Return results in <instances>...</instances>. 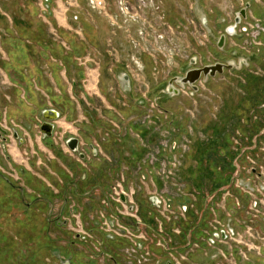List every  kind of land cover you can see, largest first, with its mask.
Segmentation results:
<instances>
[{
	"label": "rangeland",
	"instance_id": "1",
	"mask_svg": "<svg viewBox=\"0 0 264 264\" xmlns=\"http://www.w3.org/2000/svg\"><path fill=\"white\" fill-rule=\"evenodd\" d=\"M21 1L0 0V16L28 12ZM55 1L40 7V15L53 13ZM58 1L63 2L60 13L73 21L79 12L76 0ZM145 1L141 14L148 24L135 39L141 44L138 53L135 50L137 64H130L134 52L127 34L126 45L106 38L99 62L91 49L86 51V44L81 45L83 54L74 61L89 69L82 79L95 88L76 89L83 94L77 103L79 115L64 119L65 104L46 98L26 126L6 115V105L0 107V155L15 138L22 139L20 145L45 141L55 154L78 160V181L89 174L84 179L87 189L79 184V199L98 197V206L89 215L82 213L84 203L69 194L66 212L51 215L66 224L68 234L51 230L53 248L32 249L40 256L28 257L30 263H22L18 251L6 258L0 249V264H60L61 259L71 264H264V0H199L207 27L194 11V0ZM116 2L107 0L108 9L113 6L117 13ZM247 2V17L237 26V34L227 36L219 48L217 40ZM79 4L85 14L95 12L87 0ZM127 23L129 30L134 28L135 22ZM59 35L66 39L67 34ZM12 44L0 25V85L6 104L8 79L17 82L30 69L29 60L19 57L22 45L14 43L20 65L16 69L21 70L14 71L8 56ZM194 57L196 62L190 64ZM216 62H233L236 67L224 69L207 83L201 76L195 83L198 90L186 84L179 95L162 100L166 97L160 85L184 76L188 64L202 68ZM10 66L8 75L5 67ZM99 66L118 84L116 70H125L132 94L110 89L115 103H106ZM50 109L58 116L49 121L42 111ZM44 122L53 127L49 136L40 130ZM72 137L79 140L77 152L67 147ZM0 166L6 169L1 174L21 186L15 168ZM119 191L126 200L116 196ZM6 227L0 225V235L13 248Z\"/></svg>",
	"mask_w": 264,
	"mask_h": 264
},
{
	"label": "crops",
	"instance_id": "2",
	"mask_svg": "<svg viewBox=\"0 0 264 264\" xmlns=\"http://www.w3.org/2000/svg\"><path fill=\"white\" fill-rule=\"evenodd\" d=\"M79 3L80 0H76L78 5L76 8L78 7L79 12L74 16L76 18L73 21L60 13L63 2L58 0L54 3L58 10L54 8L53 13L51 10L50 13L44 12L40 15L39 9L45 7V0L44 2L42 0H32V2L22 0L21 6L28 8V12L19 11L17 15H7L6 20L0 16V25L6 30V36L13 40L12 50H8V56L14 63L12 65L14 71H21L16 69V66L20 65L15 60L14 43L22 45V53L19 52V57L24 61L29 60L30 63V69H27L28 76H24L25 73L22 72L24 75L19 76V79L15 80L17 82L8 79L11 86L7 89L9 104L4 102L2 97L4 85H0V107L6 105L8 108L6 115L10 118H19L21 123L27 126L30 118L37 114V110L46 98L54 100V103L65 104L67 111L64 119L68 115H79L80 107L77 103L81 101L83 94L76 92V89L83 88V86L86 89L95 88L92 82L84 83L89 69L78 67L74 61L80 54H83L82 48L80 49L81 45L86 44L87 48L84 47L86 51L90 49L93 51L92 56L97 62L101 61L102 56L99 52L100 50L103 52L105 40L109 36L112 37L114 44L116 41L119 43L123 41V45H126L127 36L125 37L123 31L115 30L106 15L96 12L85 14L82 10L83 5ZM110 12H115L113 6L110 7ZM55 28H57L56 31ZM78 28H81L82 32ZM53 31H58L59 34L65 33V35L75 33L76 37L68 38L69 36L66 35V39L63 38L64 41L61 35ZM50 34H54L58 40ZM85 35L88 37L87 40H85ZM63 43L69 45L67 49L62 48ZM12 67H5L8 75ZM98 70L101 76L99 85L102 90L101 98L110 105L114 104L115 100L112 98L115 92L112 91L113 88H118L120 92V85L117 80H112L110 73V76L106 74L104 66H101V70L99 66ZM0 71L2 72L1 69ZM95 71L97 69L91 70V72ZM5 77L8 78V76ZM110 89L112 91H109ZM56 116H58L56 110L42 111V117L46 120L49 117L53 120ZM21 141L22 139L15 138L9 143L6 155H0V163L7 168H15L18 180L21 181L20 186L18 181L6 178L0 173V225H6V228L11 231L8 239L15 244L13 248H9L8 241L5 242L0 235V249L4 250L6 258H11V253H16V256L19 254L22 257V263H30L27 260L28 257L33 258L36 256H33L34 254L40 256L39 251H32V249L43 248L44 251L49 252L53 248L50 247L54 242L52 236L49 235L51 230L68 234L67 228L66 230L63 228L66 224L55 221L51 215L66 212L69 194H72L78 202L84 203L82 213H89V215H93L95 207L98 206V197L88 198L86 202L79 199V189H87L86 180L89 174L85 172L87 178L78 181V160L68 158L66 154L63 155L64 158L58 153L55 154L56 149L52 148V145H47L45 141L41 140L43 144L34 139L30 144L20 145ZM78 222L80 223V220Z\"/></svg>",
	"mask_w": 264,
	"mask_h": 264
},
{
	"label": "water",
	"instance_id": "3",
	"mask_svg": "<svg viewBox=\"0 0 264 264\" xmlns=\"http://www.w3.org/2000/svg\"><path fill=\"white\" fill-rule=\"evenodd\" d=\"M194 1H195L194 11L197 14L199 20L204 24V26L207 27L206 17L203 13V10L200 7L199 0H194ZM49 2L50 0H45V7L49 6ZM249 5L250 3L247 2L242 9H240L235 13L233 23L225 28L224 33L217 40V45L219 48L221 49L223 48L225 38L227 36H234L237 34L236 28L239 24H241L242 19H246L247 17L246 12ZM243 31H246L245 27H243ZM195 62H196V58L194 57L191 59L190 64ZM243 63L247 64L245 60L243 61ZM190 64L187 65V69L184 72V76H179V75L175 76L166 83L160 85L166 97L165 99L162 100L166 101L168 98H172L174 96L179 95L180 88H184L186 84L192 87L193 91L198 90V86L195 85V83L196 81H198V79L201 76H202V81L204 83H207L210 77L215 76L217 73H222L224 69H231L236 67L233 62H229L228 64L216 62L214 64L205 65L202 68H191ZM239 66H241V64H239ZM116 75L119 79L120 88L124 91L125 94L131 95L132 94L131 79L129 74L123 69H117ZM47 120L50 121V117ZM52 128L53 127L49 122H44L40 126V130L43 132L44 136L51 135ZM66 143H67V147L71 151L73 152L78 151L79 140L77 138L72 137L68 139ZM80 156L84 157V154L80 153ZM122 199L124 200V197H122ZM153 200H156V198L153 197ZM61 263L71 264L69 259H61Z\"/></svg>",
	"mask_w": 264,
	"mask_h": 264
},
{
	"label": "built area",
	"instance_id": "4",
	"mask_svg": "<svg viewBox=\"0 0 264 264\" xmlns=\"http://www.w3.org/2000/svg\"><path fill=\"white\" fill-rule=\"evenodd\" d=\"M75 3V1H73ZM148 2V1H147ZM150 3H153V0L149 1ZM87 4L90 9L95 12H98L100 14H104L109 18L111 26L115 30H121L127 34L130 38V44L131 47H133V54L130 55L131 62L130 64L134 62L137 64V54L135 53L137 50H139L140 41L135 40L136 38H139L141 35H143V27L148 24L147 20L142 16L143 8L147 4L145 0H117L116 2V10L117 13H111L108 9V3L107 0H87ZM118 14V15H117ZM120 15V16H119ZM76 18V17H74ZM127 22L134 23V28H131L130 30L127 27ZM150 23V22H149ZM137 24V25H136ZM151 25V23H150ZM140 26V28H139ZM152 32L157 35V32H155L154 28L151 25ZM150 31V30H149ZM144 37V36H143ZM160 37V36H158ZM136 50V51H135ZM138 53V51H137ZM129 69V68H128ZM130 70V69H129ZM116 196L120 199H122V196L124 197V200H126V194H124L123 191H119L116 193ZM80 227V226H79ZM77 226V228H79ZM76 229V227H74ZM80 230L81 227H80ZM77 236L81 237L80 234L77 233ZM84 238V236H83Z\"/></svg>",
	"mask_w": 264,
	"mask_h": 264
},
{
	"label": "bare ground",
	"instance_id": "5",
	"mask_svg": "<svg viewBox=\"0 0 264 264\" xmlns=\"http://www.w3.org/2000/svg\"><path fill=\"white\" fill-rule=\"evenodd\" d=\"M2 153H3L4 156L6 155V151H2ZM0 168H1V170H0L1 172L6 170V169H3L1 166H0Z\"/></svg>",
	"mask_w": 264,
	"mask_h": 264
},
{
	"label": "flooded vegetation",
	"instance_id": "6",
	"mask_svg": "<svg viewBox=\"0 0 264 264\" xmlns=\"http://www.w3.org/2000/svg\"><path fill=\"white\" fill-rule=\"evenodd\" d=\"M4 139H6V138H4ZM54 255V254H53ZM17 264H18V261L16 262ZM60 264H62L61 262H60Z\"/></svg>",
	"mask_w": 264,
	"mask_h": 264
}]
</instances>
